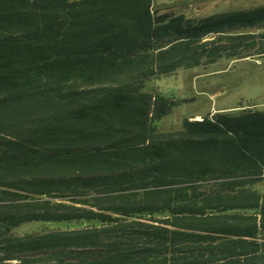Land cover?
Wrapping results in <instances>:
<instances>
[{
    "label": "trees",
    "instance_id": "1",
    "mask_svg": "<svg viewBox=\"0 0 264 264\" xmlns=\"http://www.w3.org/2000/svg\"><path fill=\"white\" fill-rule=\"evenodd\" d=\"M251 57L264 5L189 18L154 0H0V264H264V112L161 132L194 99L148 86Z\"/></svg>",
    "mask_w": 264,
    "mask_h": 264
},
{
    "label": "rangeland",
    "instance_id": "2",
    "mask_svg": "<svg viewBox=\"0 0 264 264\" xmlns=\"http://www.w3.org/2000/svg\"><path fill=\"white\" fill-rule=\"evenodd\" d=\"M72 2L78 0H70ZM156 9L162 12L184 14L189 18H201L222 12L253 9L264 5V0H154ZM150 89L169 98L183 102L157 123L161 132L182 129L185 119L202 120L224 108L252 106L261 110L264 104V57H251L231 61L222 59L217 64L181 69L176 74L153 80ZM201 118H196V117ZM264 193V182L256 187ZM74 223H29L16 230V234L42 232L56 228H74Z\"/></svg>",
    "mask_w": 264,
    "mask_h": 264
},
{
    "label": "crops",
    "instance_id": "3",
    "mask_svg": "<svg viewBox=\"0 0 264 264\" xmlns=\"http://www.w3.org/2000/svg\"><path fill=\"white\" fill-rule=\"evenodd\" d=\"M231 110H232V108H230V109L229 108H224V109L220 110V112H228V111H231ZM196 118L198 119V118H201V117L198 116Z\"/></svg>",
    "mask_w": 264,
    "mask_h": 264
},
{
    "label": "built area",
    "instance_id": "4",
    "mask_svg": "<svg viewBox=\"0 0 264 264\" xmlns=\"http://www.w3.org/2000/svg\"><path fill=\"white\" fill-rule=\"evenodd\" d=\"M261 111L264 112V104L261 106Z\"/></svg>",
    "mask_w": 264,
    "mask_h": 264
}]
</instances>
